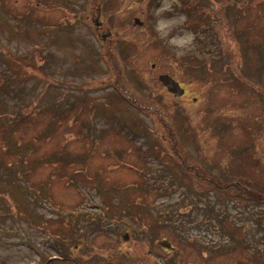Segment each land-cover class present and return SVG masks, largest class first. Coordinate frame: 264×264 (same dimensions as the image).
Listing matches in <instances>:
<instances>
[{
  "label": "rangeland",
  "instance_id": "1",
  "mask_svg": "<svg viewBox=\"0 0 264 264\" xmlns=\"http://www.w3.org/2000/svg\"><path fill=\"white\" fill-rule=\"evenodd\" d=\"M242 1L111 0L103 48L67 8L53 28L0 0V264H264V203L199 194L193 169L264 189V0Z\"/></svg>",
  "mask_w": 264,
  "mask_h": 264
},
{
  "label": "flooded vegetation",
  "instance_id": "2",
  "mask_svg": "<svg viewBox=\"0 0 264 264\" xmlns=\"http://www.w3.org/2000/svg\"><path fill=\"white\" fill-rule=\"evenodd\" d=\"M69 2V4H64L65 6H63V3H61L60 0H24V10H26L24 12V15L26 16L27 20L29 15L31 14V9H33V7H31L33 3L36 4L38 7H43V9L41 8L37 10L40 13H49L50 10L53 8L59 14L56 15L55 19L53 20L54 22H42L39 24L46 27H53L51 25L54 24L55 28H59L58 25L62 23V13L60 14L61 8H67L69 10H67L68 18L74 19V22H72L71 24H66L70 27L72 35L77 34L82 37V32L78 31L79 29L77 27H85L86 31H90L96 36V38L93 36L94 40H97L98 38L102 41V47L104 48L114 35L111 33V31H113V28L109 23L110 18L108 16L109 9L112 4L111 0H92L89 7L84 6L82 0H69ZM30 23L33 22L30 21ZM81 41H84V39ZM78 42L79 41H76L75 44H77ZM73 261L76 264L78 263L77 259L74 260L73 258Z\"/></svg>",
  "mask_w": 264,
  "mask_h": 264
},
{
  "label": "trees",
  "instance_id": "3",
  "mask_svg": "<svg viewBox=\"0 0 264 264\" xmlns=\"http://www.w3.org/2000/svg\"><path fill=\"white\" fill-rule=\"evenodd\" d=\"M250 1L253 3L254 0H243L242 2L243 3L244 2L249 3ZM232 2H233V0H231L230 4H232ZM249 4H251V3H249ZM261 4H262V8H264V2ZM231 6H233V4ZM259 9H260V7H259ZM244 40H245V38H244ZM189 61L193 62V59L190 58ZM206 63H207V58H205L204 64L206 65ZM191 67H195V66H191ZM201 72H202L203 77L207 76V73H205L202 70H201ZM176 148H179L178 145ZM73 156L77 157V158H81L77 154H74ZM185 159H184V165L187 166L188 165L187 164L188 158H185ZM190 161L192 162L193 160L190 159ZM192 167H194V166H192ZM193 169L197 170L196 172L198 173L197 174L198 176H196V178L198 179L199 182L202 183L200 185V188L197 189V191H199L198 192L199 194L200 193L203 194V191H205V190H206L205 191L206 193H204V194H208L209 191H214L216 193V198H219V197L221 198L222 196H225L228 199L238 200L239 204H242V205L253 204V203H259V204L264 203V189H261L262 187H259L257 190L256 189L257 187H254L252 183H250V182L246 183L247 181L241 182L242 179H238V178H235L232 180H227V181H222L217 176H215V175L209 173L207 170L201 168L198 164L195 165V167ZM193 169H191V170H193ZM235 180H237L239 182H234ZM204 210L207 213H209L213 219L216 218L218 221L223 222L221 220L222 219L221 213L219 211H217V209L215 208L214 205H212L210 203L205 204ZM218 212H219V216H217L218 217L217 218L213 214L218 213ZM207 222H209V221H207ZM257 223H261V222H257ZM69 259H70V257L66 255L62 259H54L53 261H50L47 264H59V263L60 264H64V263L65 264H72V263L68 262Z\"/></svg>",
  "mask_w": 264,
  "mask_h": 264
},
{
  "label": "clouds",
  "instance_id": "4",
  "mask_svg": "<svg viewBox=\"0 0 264 264\" xmlns=\"http://www.w3.org/2000/svg\"><path fill=\"white\" fill-rule=\"evenodd\" d=\"M168 6L169 5L166 4L165 8H167ZM181 23H183V17H178L174 20H161L157 27L162 36H167L168 32L171 31L173 25L181 24ZM193 39L194 37L192 36V34L188 33L184 37H180L173 40L172 43L183 46V45L191 44Z\"/></svg>",
  "mask_w": 264,
  "mask_h": 264
},
{
  "label": "water",
  "instance_id": "5",
  "mask_svg": "<svg viewBox=\"0 0 264 264\" xmlns=\"http://www.w3.org/2000/svg\"><path fill=\"white\" fill-rule=\"evenodd\" d=\"M159 80L165 85L167 86V88L174 92L177 95H181L183 93V89L180 87L179 82L176 81L172 76H170L169 74H161L159 76ZM163 245L167 246V247H171V245L169 244V242H162Z\"/></svg>",
  "mask_w": 264,
  "mask_h": 264
}]
</instances>
